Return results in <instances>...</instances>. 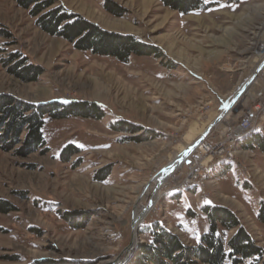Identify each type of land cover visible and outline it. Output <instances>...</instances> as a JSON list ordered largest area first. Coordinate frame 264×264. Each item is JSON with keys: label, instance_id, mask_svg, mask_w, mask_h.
<instances>
[{"label": "rangeland", "instance_id": "374dc122", "mask_svg": "<svg viewBox=\"0 0 264 264\" xmlns=\"http://www.w3.org/2000/svg\"><path fill=\"white\" fill-rule=\"evenodd\" d=\"M106 1L59 3L108 31L157 46L159 56L133 54L123 62L77 49L41 29L14 0H0V94L34 104L85 101L102 111L101 117L47 118L45 145L35 151L23 141L0 147V199L13 208L0 212V264H133L155 224L197 245L210 227L203 211L208 205L233 211L264 251V149L256 141L264 140V123L252 132L258 136L249 134L233 147L235 160L206 172L204 187L166 190L168 178L162 196L144 190L205 125L207 130L218 119L209 131L218 139L245 107L257 103L264 69L228 113L263 61L264 49L259 56L254 47L264 40V9L257 14L252 8L264 0H205L207 8L190 13L161 0H109L120 14L109 11ZM20 60L40 67L36 79L11 71ZM87 79L103 87L83 86ZM69 146L74 150L65 159ZM143 191L142 205L154 198V209L139 221L138 243L128 254ZM246 264H264V255Z\"/></svg>", "mask_w": 264, "mask_h": 264}, {"label": "trees", "instance_id": "16d2710c", "mask_svg": "<svg viewBox=\"0 0 264 264\" xmlns=\"http://www.w3.org/2000/svg\"><path fill=\"white\" fill-rule=\"evenodd\" d=\"M14 1L36 18V24L41 29L64 38L77 49L115 57L123 62H127L133 54L159 56L160 49L157 46L146 44L130 34L108 31L68 10L59 0ZM161 2L181 13L199 11L209 6L205 4V0ZM105 7L114 14L121 13V8L112 1H106ZM18 56L19 54L13 55L12 59ZM11 71L27 81L36 79L41 73L40 67L25 65L24 60L15 64ZM101 113L96 103L82 101L69 104H34L17 100L11 95L0 94V147L11 149L16 143L23 141L27 151H35L45 145L43 126L47 118L60 119L68 115L101 117ZM249 136L253 138L258 135L251 133ZM256 141L264 149V140ZM73 150L72 146L64 149L65 159ZM12 209L8 201L0 199V212H9ZM203 211L208 217L210 227L197 245H187L177 234L155 224L151 231V241L140 246L133 264H246L247 260L263 259V248L258 246L233 211L223 206L209 205ZM231 229L236 230L227 238ZM30 264L57 263L38 260Z\"/></svg>", "mask_w": 264, "mask_h": 264}, {"label": "built area", "instance_id": "2783aa9c", "mask_svg": "<svg viewBox=\"0 0 264 264\" xmlns=\"http://www.w3.org/2000/svg\"><path fill=\"white\" fill-rule=\"evenodd\" d=\"M254 99L257 100V103L254 106L245 107L238 119L223 130L220 138H213L210 132L203 140L199 142L196 140L188 159H185L183 164L181 163L170 173L169 179L167 178L170 181L168 187H179L188 181H201L204 169L213 164L216 158L232 157L230 155V139L247 131V128L258 125L264 116V88L258 90ZM183 168L186 170L183 171ZM165 185L164 183L160 187ZM202 187H204L203 183Z\"/></svg>", "mask_w": 264, "mask_h": 264}, {"label": "bare ground", "instance_id": "6f19581e", "mask_svg": "<svg viewBox=\"0 0 264 264\" xmlns=\"http://www.w3.org/2000/svg\"><path fill=\"white\" fill-rule=\"evenodd\" d=\"M264 9V6H259V7H253L252 9H254V12L256 11V9ZM257 14H259V12H255ZM254 53L258 54L261 50L264 49V40H262L261 42L257 43L256 46L254 47ZM259 56H261L262 54L259 53ZM261 58L264 59V55L261 56ZM260 60L257 61V64H259ZM255 67V66H254ZM258 66L256 65L254 72H256L258 70ZM262 69H264V66L262 67ZM112 75H107L105 77V79L110 80L112 79L111 77ZM248 79V78H247ZM257 80V81H256ZM254 82L253 80H251L246 87L243 89V93L240 96H236L234 97L233 101L229 104L228 107V113L230 112V110L237 105L242 96L249 91L250 87H252V85L255 86V84L257 82H259V78L256 79ZM248 81V80H247ZM83 86H87L90 85L92 88H101L103 87L102 83L98 80H92L90 81L89 79H87L84 84H82ZM253 91V90H252ZM233 94V93H232ZM235 94V93H234ZM142 107V106H141ZM140 109V108H139ZM264 116L262 117V119H260V122L258 125L252 126L247 128V131L243 132L242 134H238L237 136H234L233 139H230V155H232V157H220V158H216L215 161H213V164L209 165L208 168H205L203 171V174H201V181H188L186 183H183L181 186L179 187H168L166 188V190H185V189H189V188H202V183L203 185H205L206 182V178H205V174L206 172L214 165L218 164L219 162H224V161H233L235 160L236 156L235 153L233 151V147L240 141L243 140L245 137H247L249 134H251L253 131H255L257 128H259L260 126L263 125L264 121ZM197 125V124H196ZM206 127L207 125H205L204 129L200 132L199 136L200 137L205 131H206ZM198 128V126H197ZM195 131V130H194ZM199 133V132H197ZM197 137V138H198ZM188 140V139H187ZM188 142V141H187ZM195 144V143H194ZM192 142L191 143H186L183 148L175 155V157H173L174 159L172 161H170L166 166V173L165 171H162L163 168L153 177L150 179V181L148 182V184H146V187L144 190L148 189L150 195H154V198L157 195H161L163 194V191L160 190V186L163 185L165 183V181L167 180V178H169V176L171 175L170 173L175 170L178 166H180V164L182 163L183 158L185 157V155H187L190 150L192 149L193 145ZM209 160V159H206ZM154 180V181H153ZM80 181V180H78ZM151 183V184H150ZM150 184V185H149ZM149 185V186H148ZM145 191L142 192V194L139 196L137 203H136V209L134 210V221L132 224V229H133V239L131 242V246L129 247L127 253L130 254L131 251L135 248V245L138 243V237L136 235L137 232V227L139 226V221L143 218H145V212H147V210L152 206V204H155V199L153 198L152 201L148 204V205H142V196L144 194ZM147 200H149V196H147V198H145ZM139 204V205H138ZM142 205V207H140ZM154 209V207H151V209L149 210L150 212ZM149 212V213H150ZM118 264L119 261L117 259H112V260H107V261H103L101 264Z\"/></svg>", "mask_w": 264, "mask_h": 264}, {"label": "water", "instance_id": "95a60500", "mask_svg": "<svg viewBox=\"0 0 264 264\" xmlns=\"http://www.w3.org/2000/svg\"><path fill=\"white\" fill-rule=\"evenodd\" d=\"M263 66H264V60L261 62V64H260L258 70L254 73V75L248 80V82L244 85V87H243L241 90H239V91L236 92V94H235L234 97H236V96H240V95L243 93V89L246 87V85H247L251 80H253V79L256 77V74L262 69ZM232 101H233V100H232ZM217 121H218V119L215 120L213 123L210 124L209 128H208V129H207V130H206V131H205V132H204V133H203V134L197 139L198 142L204 139V137L209 133V131L213 128L214 124H215ZM194 146H195V144L193 145V147H192V149L190 150V152H189L187 155H185V157L183 158V160H184V159H185V158H186V157L192 152ZM183 160H182V161H183ZM162 171H165V173H166V167H164Z\"/></svg>", "mask_w": 264, "mask_h": 264}]
</instances>
